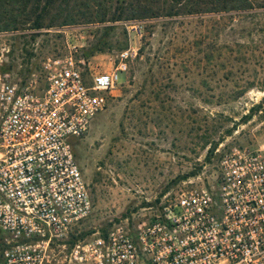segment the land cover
I'll list each match as a JSON object with an SVG mask.
<instances>
[{
    "label": "rangeland",
    "instance_id": "obj_1",
    "mask_svg": "<svg viewBox=\"0 0 264 264\" xmlns=\"http://www.w3.org/2000/svg\"><path fill=\"white\" fill-rule=\"evenodd\" d=\"M101 36L110 47L87 56ZM123 51L105 108L73 139L92 209L70 240L134 228L181 189L210 188L223 152L264 145V7L0 32V70L21 84L35 74L39 87L47 58L71 52L90 77Z\"/></svg>",
    "mask_w": 264,
    "mask_h": 264
},
{
    "label": "built area",
    "instance_id": "obj_2",
    "mask_svg": "<svg viewBox=\"0 0 264 264\" xmlns=\"http://www.w3.org/2000/svg\"><path fill=\"white\" fill-rule=\"evenodd\" d=\"M87 74L69 52L44 84L0 70V264H264V145L223 152L210 188L181 189L151 218L70 243L92 209L73 147L127 69Z\"/></svg>",
    "mask_w": 264,
    "mask_h": 264
},
{
    "label": "trees",
    "instance_id": "obj_3",
    "mask_svg": "<svg viewBox=\"0 0 264 264\" xmlns=\"http://www.w3.org/2000/svg\"><path fill=\"white\" fill-rule=\"evenodd\" d=\"M264 7V0H0V32L39 30L78 23H116L158 17L240 12ZM114 26H105L112 29ZM126 41L120 49L126 48ZM110 47L99 37L85 52L87 56ZM259 107L256 106L255 110ZM254 111V107L251 109ZM246 114L244 121L250 118ZM213 149L210 150L212 152ZM107 231H103L105 235ZM73 236L70 243L77 241Z\"/></svg>",
    "mask_w": 264,
    "mask_h": 264
}]
</instances>
